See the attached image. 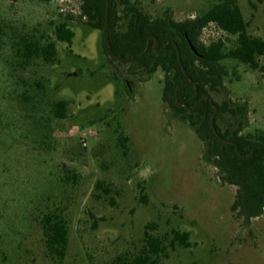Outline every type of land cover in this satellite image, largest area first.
<instances>
[{"label":"rangeland","instance_id":"1","mask_svg":"<svg viewBox=\"0 0 264 264\" xmlns=\"http://www.w3.org/2000/svg\"><path fill=\"white\" fill-rule=\"evenodd\" d=\"M132 1L176 21L210 2ZM238 5L248 32L264 40V0ZM79 12L78 0H0V264L131 260L145 231L166 247L157 264H264V214L245 222L232 211L236 186L220 181L193 128L163 102V71L112 59ZM68 14L70 44L55 32ZM25 37L54 41L52 61L23 57ZM217 38L233 37L211 24L201 35ZM257 62L224 60V86L212 93L244 104L243 133L264 131V53ZM61 99L62 119L53 115ZM219 124L234 125L228 114ZM51 212L67 224L62 260L43 242L39 218ZM174 230L189 233L188 247Z\"/></svg>","mask_w":264,"mask_h":264},{"label":"trees","instance_id":"2","mask_svg":"<svg viewBox=\"0 0 264 264\" xmlns=\"http://www.w3.org/2000/svg\"><path fill=\"white\" fill-rule=\"evenodd\" d=\"M78 1L77 20L101 32L105 52L112 59L126 60L147 74L158 69L163 71V102L193 128L203 143L204 160L217 169L220 181L236 186L232 211L245 222L263 215L264 131L243 133L244 104L217 102L212 98V93L224 86L227 74L224 60L232 59L256 68L257 58L264 53V40L248 32L238 0H210L207 8L179 21L169 13L153 17L132 0ZM73 18L68 14L55 25L57 36L67 44L75 35L68 26ZM123 20L126 21L124 28L121 27ZM210 24L233 38L204 42L201 35ZM21 44L22 55L27 60L42 58L51 62L57 53L54 41L39 43L25 37ZM67 105L63 99L54 102L53 115L65 118ZM212 114L215 131L210 123ZM226 114L234 125L221 127L219 118ZM39 223L47 254L62 260L68 243L64 218L58 213H44ZM149 226L146 224L145 228ZM188 236L187 231L174 230L172 240L188 247ZM165 248L162 239L145 231L139 253L131 260L118 256L112 264H157Z\"/></svg>","mask_w":264,"mask_h":264},{"label":"water","instance_id":"3","mask_svg":"<svg viewBox=\"0 0 264 264\" xmlns=\"http://www.w3.org/2000/svg\"><path fill=\"white\" fill-rule=\"evenodd\" d=\"M148 43H149V39L147 40V44H146V47L148 46ZM145 47V48H146ZM192 49L194 50V47L191 45ZM108 49H110V46L108 45ZM141 53V52H140ZM133 55V54H132ZM210 102H211V99H209ZM182 105V104H181ZM213 117H214V114H212L211 116V119H210V123H211V126L213 128V130L215 131V128H214V123H213ZM90 215V214H89Z\"/></svg>","mask_w":264,"mask_h":264}]
</instances>
